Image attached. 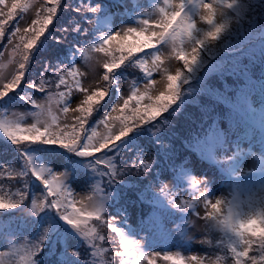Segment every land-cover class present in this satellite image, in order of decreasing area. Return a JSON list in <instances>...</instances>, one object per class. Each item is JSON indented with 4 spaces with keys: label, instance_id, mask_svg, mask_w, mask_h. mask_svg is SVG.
Wrapping results in <instances>:
<instances>
[{
    "label": "rangeland",
    "instance_id": "1",
    "mask_svg": "<svg viewBox=\"0 0 264 264\" xmlns=\"http://www.w3.org/2000/svg\"><path fill=\"white\" fill-rule=\"evenodd\" d=\"M67 2L68 0H62V3ZM237 2L239 7L236 10L228 11V14L233 15V20L229 18L230 26L227 31L220 40L205 45L200 50L198 62L192 67V71L185 72V75L187 76L186 82L197 78L198 83L195 82L197 86L205 84L210 87L214 81H223L224 87L229 86L233 93L223 96L222 99L229 105L237 106V109L243 106L242 112L247 115L245 118L251 122L238 120L244 116L226 114L223 108L227 107L220 103H208L203 108L193 107L187 105L188 101L183 100L181 96L167 112L157 115V120L138 127L144 132H147V129H153V131L156 130L154 132L161 133V142L158 143L157 139L154 140L158 145L141 143L138 150L134 148L137 151L136 159L126 151L119 152L116 145L113 147L115 150L113 148L111 151L104 150L110 157H114L116 166L124 170L118 177L119 182H116L120 192L122 191L121 182L129 180V178L132 180L141 179V181H134L132 185L138 184L141 188L148 187L147 190L152 189L151 191H155L156 195H159V191L165 186L167 188L166 193L162 192L164 200L159 201L160 207L149 206L150 212L145 214L144 221L141 220L140 215L142 209L136 203L129 204L127 217L124 215L122 217L120 212L116 217L120 225L117 227L123 232L126 239L139 244L140 253L145 256L157 255L159 257L156 264H166L163 259L164 254L182 255L186 259L196 256L204 261L225 256L227 249L221 236L214 235L213 242L210 244L200 243L204 239L205 233L202 231V222L197 220L194 214L195 210L202 207L196 199L200 190H204L208 198L231 197L237 192L255 196L264 193V67L259 69L261 77L257 80V92L249 89L244 92L241 87L243 84L238 79L239 75L243 73L241 65L248 58L245 52L250 51L247 46L253 45L258 49L259 47L264 49V39H262L264 37V0H237ZM194 3H198V0H194ZM81 5L89 7L98 5L100 10L96 15L76 13V20L72 19L69 22L68 17L74 11L73 9ZM163 6V0H109L108 3L102 2V0H72V7L67 11L59 12L58 9V15L56 18L54 17L53 24L49 25L45 37H41L43 42L39 43L38 41L33 51L32 55L37 54L38 57L36 61L31 59L29 71L25 76V84L20 87L22 88L20 99L14 98L15 94L10 93L0 100V117L12 112L28 113L33 111L31 104H27L25 100L22 101L21 97L28 96L35 101L40 99L43 94L26 88V83L30 82L31 74H36L37 69L59 61L57 58L64 60L71 67L77 66L80 71L85 73V78L91 81V70L83 66L82 57L77 49L87 43L86 47L90 44H98L102 37L122 29L138 27L141 20L153 18L157 14L156 10ZM238 10H240L239 13ZM186 12L195 18L198 9L189 6L186 8ZM102 13L104 14L100 17ZM92 16L96 19V23H93L89 30L88 19ZM73 22L83 31L64 33L62 29L70 28ZM68 25L71 26L67 27ZM101 27L107 31L92 43L91 34L96 31L100 32ZM66 45L67 47H65ZM250 54L254 55V52H250ZM200 60L209 63L205 70L201 69L204 67L199 65ZM233 63L235 67L232 70ZM99 71L102 74L104 70L100 69ZM131 73L138 77V81H118L113 74L112 78L116 80V83L114 87H111L108 97L111 90L114 95L118 92V97L112 100L108 107L110 110L119 101L121 95L127 94L131 87H138L144 82L142 74L134 70H131ZM253 76L256 77V73H253ZM228 78H230L231 87L228 84ZM211 89L213 98L221 96L218 95L219 87L214 85ZM182 90L185 91L186 88ZM242 92L243 95H241ZM107 98L100 107L105 105ZM76 99L78 97L72 98L73 101ZM209 111L217 113L212 117V123L205 130ZM231 122L233 124H230ZM200 127L203 128V132L199 129ZM130 135L137 136V130L135 129ZM146 135L153 136L152 132L151 134L148 132L139 134L143 138ZM0 142L3 145L0 146V171L8 168L23 171L24 156L21 155L23 152L32 160L34 168L46 170L45 175L66 174L65 184L74 194L92 195L96 191V186L99 185L102 199L106 197L103 199L104 204L113 200L112 195L106 194V192L114 191L112 184L107 181L106 177L104 179L97 175L100 168L93 165V161L97 162L98 156L90 157L93 158L92 161L85 158H71L69 154H72V151L56 145L31 144L18 148L2 134H0ZM105 153H101L99 156H105ZM181 157L183 160L179 159ZM14 161L15 163L10 167ZM141 161L149 166L148 170L145 172L141 169L142 175L141 173L134 174L128 167L134 169L132 165ZM153 163L158 166L151 168ZM194 180L201 182L197 188H193ZM16 182L22 189L24 182H20L19 177ZM25 190L28 193L29 201L46 193V189L35 177L27 178ZM8 192L12 191L8 190ZM149 194L156 197L152 193ZM173 195L178 200L182 199L190 203L192 207L185 208L183 211L173 207L169 203V197ZM162 201H166L167 204ZM22 209L23 206L13 210L19 214L23 213L21 216L13 214L16 219L22 221L23 225H21L20 231L15 227L18 223L3 222L5 226H8L6 230L4 229L6 227L0 226V251L4 250L6 240L27 238L36 242L43 234L44 229L48 228L45 240L48 239L50 233L55 234L57 230L61 231L59 244L65 246V249L62 250L64 256H70L79 250L83 252V249L91 255L92 250L85 239L77 230L61 220L55 210L45 209L37 216H27ZM12 213L11 210L0 211V218L7 220L12 216ZM145 218L147 219L145 220ZM91 225L95 226L96 221ZM99 234L104 235L105 240L97 241V244L99 247L109 249L107 258L110 260L112 250L116 248L118 241L114 243L108 239L111 236L107 233V229ZM119 250L124 251L122 246ZM41 252L45 257L55 256L54 248L52 249L48 242L43 244ZM58 258V264H80L73 258L63 259L60 256ZM82 258H85L83 254ZM227 259H231V256L229 255ZM85 261L87 260L84 259L82 264H85Z\"/></svg>",
    "mask_w": 264,
    "mask_h": 264
},
{
    "label": "clouds",
    "instance_id": "2",
    "mask_svg": "<svg viewBox=\"0 0 264 264\" xmlns=\"http://www.w3.org/2000/svg\"><path fill=\"white\" fill-rule=\"evenodd\" d=\"M163 5L153 18L141 20L138 27L122 29L106 35L98 44L78 48L85 68L99 73L100 69L104 70L99 79L89 82L84 72L80 71V78L69 72V80L74 83L68 88H61V85L69 84L63 77L58 82L38 85V91L43 95L31 103L33 111L9 114L6 119L11 121V126L0 123V134L14 145H56L68 151L75 149L79 156L93 157L111 149L142 124L157 120L153 112L159 110L163 115L177 101L185 72L192 71L205 45L220 40L230 26L228 11L239 7L237 0H198V3L163 0ZM189 6L198 9L195 18L186 12ZM71 7L72 0L67 3L62 0H0V42L6 40L0 50V100L15 91L30 66L36 41L53 24L58 9L67 11ZM99 10L98 5H83L79 11L81 15H96ZM92 26L90 22L89 30ZM124 66L142 74L144 82L121 95L116 105L90 126L116 83L112 78L114 70ZM173 78L176 95L173 99H164L173 91L169 87ZM73 97L78 99L73 101ZM136 169L139 174L141 167ZM58 175L62 176V173ZM32 176L47 190V197L55 198L51 209L57 211L67 199L63 189H56L37 172ZM62 179L65 182L67 177L62 176ZM71 193L75 202L69 200L59 217L73 229L87 233L89 239H96L105 228L102 217H107L103 200L95 194ZM36 199L44 200L45 195ZM196 199L203 210L194 213L202 222L205 233L200 243H212L214 235L221 236L225 243L227 251L219 264H232V260L227 259L229 255L247 257L252 251L248 242L259 241L264 248V193L255 196L237 192L231 197L208 198L205 191L200 190ZM15 206L0 198V211ZM185 208L190 207L184 205ZM22 211L27 216H37L31 201L24 202ZM111 220L117 221L115 217ZM91 221H96V225L92 226ZM112 230L119 235V228ZM38 243L27 238L6 240L4 250L0 251V264H24L28 257L36 264L34 254H38ZM237 248L241 251L237 252ZM133 251L137 255V264H156V256L149 259L139 249ZM163 259L166 264H202L196 256L186 260L182 256L166 255ZM255 264H264V261Z\"/></svg>",
    "mask_w": 264,
    "mask_h": 264
},
{
    "label": "trees",
    "instance_id": "3",
    "mask_svg": "<svg viewBox=\"0 0 264 264\" xmlns=\"http://www.w3.org/2000/svg\"><path fill=\"white\" fill-rule=\"evenodd\" d=\"M102 2H107L108 3L109 0H102ZM239 12H240V10H238V13ZM76 13L77 12L73 11L69 15V17H68L69 22L72 21V19L76 20ZM103 14L104 13H102L100 17H102ZM228 16H229V18L231 20H233V15L232 14H228ZM88 20H89V24H90V22L92 23V25H93V23L94 24L96 23L95 22L96 19L94 18V16L90 17ZM69 26H71V25H68L67 27H69ZM105 31H107V30H105V29H103L101 27L100 32H98V31L93 32L91 34V42L94 43V41L96 39H98L101 35H103L104 34L103 32H105ZM73 35L75 37L74 33H73ZM69 39H72V38L69 37ZM262 39H264V37ZM70 41H72V40H70ZM3 43H6V40ZM87 44H85V46H83V47H86ZM260 44L262 45V42H260ZM2 47H3V44H0V50L2 49ZM65 47H67V45ZM248 48L250 49V51H246L245 52L248 55V58L246 59V62L243 65H241L242 66L241 69H242L243 73H242V75H239L240 78H238L239 82L243 84V86H241V87H243L244 92H247V89H249L250 91L251 90L252 91H256L257 90L256 89V86L258 85L257 80H259V78L261 77L259 69L261 67H264V49H261L260 47L258 49L257 46H253V45L247 46V49ZM64 51H65V49H64ZM72 51H73V48H72ZM250 52H254V55L250 54ZM222 56H225V55H222ZM37 57H38L37 54L32 55V61H34V60L36 61ZM48 57H49V54H48ZM74 57H75V55H74ZM57 59L60 62L54 60L55 62L53 64H48L46 67L39 68V69H37L36 74H31V76L29 78L30 82L26 83V88H28L27 84H30V83H32L34 81L38 82L45 74H47L49 76V78H50L51 73L54 72L57 67H59V68L71 67L70 64L66 63L64 60L59 59V58H57ZM199 65H201V67H204V68H201L202 70H205V67L207 65H209V63H207V61L200 60L199 61ZM234 67H235V64L233 63L231 65L232 70L234 69ZM114 72H115L114 73V78L116 80H118V81H126V80L138 81V77L133 76L132 73H131V69H129L127 66H124V67H122L120 69L114 70ZM126 72H128V74H126ZM253 73L254 74L256 73V77L253 76ZM186 79H187V76L184 74V78L180 82V88H179V92H178V99H180L181 96H182L183 100H187L188 101V103H186L187 105H192L193 107H198L199 106L200 108H203V106L208 104V103H220L221 105L227 107V108H223L222 107L226 111V114L232 113L234 116H236V114H237L238 116L247 117V115L242 112L244 110L243 106H242V108L240 107L239 109H237L236 108L237 106L229 105L227 102H225V100L222 99L223 96H226V95L229 96L230 94L233 93V91L231 90V88H229V86H225L224 87L223 81H214L212 83V86L208 87L205 84L204 85L201 84L200 86H197L195 84V82L198 83L197 82V78H195V80H194V78L191 79L190 82H186ZM227 80H228V84L230 85V78H228ZM214 85H216L217 87L220 88L219 92H218V95H221V96L216 97V98H213L211 96V93L213 92V90L211 88ZM61 87L63 89V86H61ZM112 87H114V85ZM230 87H231V85H230ZM183 88H186V90L183 91L182 90ZM29 89H31L33 91H36L34 88H29ZM64 90L66 91L67 89H64ZM21 92H22V88H18L16 90V92H14L15 95L13 97L16 98V99H20V96H21L20 93ZM36 92H38V91H36ZM39 93L42 94L41 92H39ZM241 95H243V92L241 93ZM112 96H113V98H112ZM115 97H118V92L114 95L113 94V90H111V94L107 98V101H106L105 105L100 107L99 112L96 113V115L93 117V119H92V121L90 123V126H94L95 123L99 120V118L103 114L107 113L110 110V108H108V107L111 105V102H112V100L115 99ZM22 101H24V100L22 99ZM216 113H217L216 111H209V116L206 118L207 124H206L205 130L212 123V121H213L212 117H214V115ZM243 114H245V115H243ZM238 120H241V122H242V119H238ZM226 122L229 123V121H226ZM230 124H233V123L231 122ZM199 129L203 132V130H202L203 128L202 127H200ZM136 130H137V133H138L137 136L132 137L129 134V136H127L123 140L116 142L117 143L116 146H117L119 152H125L126 151V152H128V154H130V156L132 155L133 158H135V159H136L137 151L134 148H137V150H138V148L141 146V143L144 144V145H146V144L158 145L154 140L157 139L158 143H160L161 142L160 137L162 135L159 132H154L156 130L153 131V129L152 130L151 129H147V132L150 133V134L152 132L153 136L146 135L143 138V137H140L139 134H141L142 132L143 133H147V132H144L142 129H139V128H136ZM189 139H188V141H189ZM0 143L2 144V142H0ZM1 144H0V146H3ZM113 150H115V148H113ZM97 155H101V153H98ZM69 156L71 158H85L86 160H91V161L94 158V157L93 158L81 157L79 155H76L75 152H73L72 154H69ZM95 157H97V156H95ZM103 158L106 159V160L112 159L113 162L115 163L114 157H110L108 153H105V156H103ZM179 159L183 160L182 157L179 158ZM14 163H15V161L12 162L10 167H12V165ZM93 165H94V167H96L97 166V162L93 161ZM155 166H158V165L153 163V165H151V168L155 167ZM128 168L131 169L134 172V174H137V172L135 173L136 168L132 169V168H130V166ZM14 170H16V169H14ZM3 171H4V169H3ZM140 173L142 175L141 171H140ZM16 180H17V177H14L12 180H9L7 172L5 171L4 180L0 181V187H2L4 189V191H6V193H9L8 190H11L12 192H15L17 189H21V187H19L17 185ZM139 180L141 181V179H139ZM139 180H137V179L132 180V179L129 178V180L121 182V184H120L121 187H122V189H121L122 191L121 192L117 189L116 181L115 182H111V184H112V186L114 188V191L106 192V194L107 195H112L113 196V200L109 201V202L107 201L106 204H105L106 205L105 206L106 207L105 208V213L107 215V217H105L106 219H111L112 217L116 218L117 215L119 214V212H120V214H122V217H123V215L125 217H127L129 215V211H128L129 204L136 203L142 209L141 210L142 212L140 213V215H141V220L144 221L145 214L147 212H150L149 206L160 207L159 201L164 200V198H163L164 194H162V190L159 191V193H160L159 195H156L155 191H151L152 189L147 190L148 187L141 188L140 186H138V184H135V186L132 185L134 181H139ZM153 189L155 190V188H153ZM148 192L154 194V196H156V197H153ZM162 202L167 204L166 201H162ZM10 210H11V213H12L14 209H10ZM13 214L17 215V216H21L23 213L19 214V212L16 211V212H13L12 216L8 217L7 220H5L6 218H0V226L1 227H6V228H4L6 230L8 228V226H5V224H3V222L9 221L10 224L18 223V225H16L15 227L20 231L22 229L21 225H23V224H21L22 221L16 219V217L13 216ZM147 218H145V220ZM92 222L94 223L95 221H91L90 223H92ZM26 223L27 222L25 221V224ZM117 226H120L118 222H117ZM107 233L111 236V238L108 237V239L112 240V237H113L114 234L111 233L110 229H107ZM60 234H61L60 230H57L55 234L50 233L48 235V239L44 241V243H46V242L50 243V246H51L52 249L54 248L55 256H53V257H51V256L50 257L49 256L45 257L43 252H40L35 257V261H36L37 264H58V261H59L58 256L62 257L63 259L73 258L74 260H78L80 264L84 263V259L87 260V261H91L92 260L91 255L86 253L85 249H83V252H81L80 250L78 252L75 251L76 253H79V256H80L79 259L77 257L73 256V255L64 256L62 250L65 249V246L59 244L60 241H61ZM82 254H83V257H85L84 259L82 258Z\"/></svg>",
    "mask_w": 264,
    "mask_h": 264
},
{
    "label": "snow or ice",
    "instance_id": "4",
    "mask_svg": "<svg viewBox=\"0 0 264 264\" xmlns=\"http://www.w3.org/2000/svg\"><path fill=\"white\" fill-rule=\"evenodd\" d=\"M175 2H179V0H175ZM193 2H194V0H193ZM49 7H50V5H49ZM82 8H83V5L77 7L73 10L75 12H77L78 14H80L79 10ZM59 12H61V11H59ZM57 15H58V13H57ZM57 15L55 16V18L57 17ZM62 31L64 33H67L69 31L81 32V31H83V29L81 27L77 26V24L75 22H73V24L70 28L62 29ZM84 34L86 35L87 33L85 32ZM41 37H45V33ZM41 37L38 40L39 43L43 42ZM105 38H106V36L102 37L101 42ZM38 41H36V46H37ZM0 44H3V42H0ZM31 59H32V57H30L29 65L31 64ZM28 71H29V67L23 73V76L20 79L19 84L16 86L15 91L10 92V93L16 92V90L18 88H20L22 84H25V76H26ZM69 72L75 73L76 77L80 78V70L77 67H64V68L57 67L56 70L51 73L50 78L47 74H45L38 82L34 81L30 84H27V87L28 88H34L36 91H38V85L42 86L46 83L58 82L61 79V77H63V79H65V80H69ZM90 75L92 76L91 81H94V80L99 79L101 73L93 72L91 70ZM52 78H55V81H53ZM91 81H89V82H91ZM73 83L74 82L72 80H69V84H64L61 86H63V88H68L69 85H72ZM169 87L173 91L170 92L168 94V96H166L164 99H173L175 97V95H176V91H175L176 80H175V78L172 79V83ZM38 92H40V91H38ZM21 99L25 100L27 103H30V104L33 102V100L28 96H22ZM157 115H159V110H155L153 112V117L157 116ZM7 117H8V114H5L4 116L0 117V123H7L9 126H11V121H8L6 119ZM15 145L18 148L23 147L20 144H15ZM111 149H107V151H111ZM71 151L76 152L77 150L73 149ZM102 153H105V151ZM21 155L24 156L23 171L13 170L11 168L5 169L4 171H0V181L4 180V173L6 171L9 180H12L14 177H19L20 182L21 181L24 182L23 188L17 189L15 192L6 193L4 191V189L2 187H0V198L5 199L6 202H8V203H12V204L16 205L14 208H8V209H4L2 211L21 208V206H24L25 201H29L28 193L25 190L27 187V178L33 177L32 173L37 172L43 178L47 179V181L50 185H54L56 189H63L64 195L67 197V199L64 201L63 204L60 205V208L56 211V213L60 216L63 213L64 208L68 205L69 200H72L73 202H75V200L73 199V194L67 188V186L64 182V179H62V176L67 177V175L63 174V173H62V176L57 175V174L45 175V172H46L45 169L41 168V169L37 170L36 168H34L32 166V160L30 158H28L26 156V154L21 152ZM97 156H98L97 167L100 168V170L97 171V175L101 176L102 178L106 177L107 181L109 183L115 182L118 179V177L120 175H122L121 169L116 166V164L113 162L112 159L105 160L103 158V156H99V155H97ZM138 166L141 167V169L144 170L145 172L148 170V167H149L145 162H142V161L138 162L137 164L132 165L133 168H137ZM200 183H201L200 181L194 180L193 181V188H197ZM46 192H47V190H46ZM162 192H165V193L167 192L166 186L164 189H162ZM94 194L99 195L100 198L102 199L101 187L99 185L96 186V191ZM103 199H106V197H103ZM54 200H55L54 197H47L46 193H45V199L44 200L34 199V200H31V202H32V207L36 211V214L39 215L41 212L45 211V209H51V205H52ZM177 201H178V198L176 196L173 195V196L169 197V203L172 204L173 207H176L181 211L184 210V205H187L188 207H192V205L186 201H182L180 203H177ZM102 219H103L104 224H105L104 229H110L111 233L114 234L112 237V241L114 243L118 241V243H116V248L112 250L111 259L109 260L107 258V255L109 253V249L99 247L97 244V241H104L105 240L104 235L99 234V236L96 239H89L87 233H82L78 229H75L85 239V241L87 242V244L90 246V248L92 250L91 251L92 260L91 261H85V264H137V255L133 251V249L134 248L139 249V247H140L139 244L134 243V242L126 239L121 230H120L119 235L112 230L113 228H118L117 227V221L111 220V219H106L105 217H102ZM48 231H49V229L45 228L43 234L40 236V238L38 240L39 241V243H38V254L42 251L43 244H44V241L47 237ZM248 243L251 244V249H252V251L249 252V255L247 257H239V256H236L235 254L231 255L232 264H236L237 261H240V264H255L256 261H264V248H262L261 243L259 241H256L254 243L253 242H248ZM121 246L123 247L124 251L119 250ZM239 251H241V249L237 248V252H239ZM38 254H34V255L37 256ZM72 255L77 257L78 259L80 258L79 253L74 252V253H72ZM166 255H169V254H164V256H166ZM126 256L128 257L127 259L125 258ZM152 256H156L157 259L159 258L157 255H152ZM152 256H148V258L151 259ZM177 256H182V255H177ZM98 257H104V258H98ZM182 257H184V256H182ZM196 258L201 260L199 257H196ZM223 258L224 257H216V258L208 259L206 261H204V260H201V261H202V264H210V262H211V264H219V260H221ZM191 259L192 258L186 259V260H191ZM24 264H33L31 257L26 258L24 261Z\"/></svg>",
    "mask_w": 264,
    "mask_h": 264
}]
</instances>
